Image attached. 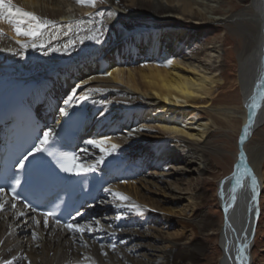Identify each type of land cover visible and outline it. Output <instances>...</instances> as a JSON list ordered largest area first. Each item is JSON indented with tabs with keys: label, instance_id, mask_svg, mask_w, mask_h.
Wrapping results in <instances>:
<instances>
[{
	"label": "bare ground",
	"instance_id": "1",
	"mask_svg": "<svg viewBox=\"0 0 264 264\" xmlns=\"http://www.w3.org/2000/svg\"><path fill=\"white\" fill-rule=\"evenodd\" d=\"M21 1L22 3L19 7L24 8L26 11L35 12L42 18L55 20L63 15L60 10L53 11L52 14L46 13L38 5L40 0ZM98 1L106 7H113L120 15L126 16V18L130 15H145L151 16L159 22L172 23L175 19H180L184 23L193 22L196 24L198 28L195 31L221 24L237 30V36L242 41L240 52L237 51L239 56L235 79L241 92L242 102L240 107L227 104L212 107L210 110H205L206 119L198 118V107H207L213 104L212 98L222 82V75L216 69H214L215 72L211 71L209 73H207L208 70L204 72L201 69L200 71L198 68L201 67L202 63L195 66L191 65L189 61L185 62L173 58L171 51L176 50V45H174L175 43L173 44V41L175 42L177 37L184 38L186 32L176 31L172 33L170 36L172 40L167 44L168 38L164 37L167 34L164 28H154L145 33L144 36L132 39L131 46L146 48V55L151 56V60L143 64L136 65L137 63L135 64L128 59L127 61L124 60V62L122 60V66L118 68L119 57L113 59L108 55L107 57H98L94 62H86L85 60L76 62L71 67L78 70L73 73H69L70 66L65 69L63 64V68L50 75L47 80L39 79L37 82L32 79L13 80L7 76H2L0 77V86L6 87L19 83L22 85L20 94L23 97V101L26 102L29 98L41 101V98L37 96L39 87L47 86L53 80L62 82L67 78L66 83L61 85L58 91H63L66 86L75 87L76 89L77 84H80L81 81L93 82L88 87L85 85L78 88L76 90L77 94L86 92L87 88L103 89L99 92L94 91L95 93L110 90V93L102 98L103 101H109L111 104H125L126 102L123 99H119L118 93H113L114 89H112L111 84L114 81H118L124 83L130 91L138 95L135 99L137 103L130 110L142 118L143 121L140 126L148 129L141 131L142 128H140L141 133L144 132L153 136L170 135L179 139L201 141L207 138L210 121L213 124L218 121L227 123H230V121H241V135L238 142L239 151L234 154V169L225 178L219 180L218 184L225 227L219 226L217 229L218 244L221 252L217 264H252L251 251L255 244L258 232L257 227L259 226L260 204L258 200L261 190H264V171L262 169L264 163V133L262 129L264 125V96L261 98L257 97L258 88L264 79V69L261 63L264 44V0H231V6L229 5L228 10H225V6L228 5H225L227 0H104L103 3L100 0ZM237 6L238 8L236 9L235 7ZM0 26L5 29L10 28L8 32L14 36L11 26L6 22L0 23ZM99 27H101L100 23L91 24L92 29ZM185 28L186 24H184L183 29ZM73 29V34L69 35L77 41L75 33H80L83 27L77 29L74 25ZM93 34L94 32L91 31L90 36ZM192 35L194 36L195 33ZM89 40L90 42L95 41ZM59 43V41L55 40L52 45L59 46ZM122 43H120V46H122ZM106 44L109 46L111 42L104 41L103 45ZM208 44L204 51H199L198 49L193 51L195 58L202 57L209 60L211 57L218 58L221 55L218 44L215 42ZM88 46L85 45L86 52L91 50ZM8 47L16 49L19 46L11 43L4 36H0V49ZM116 49L115 45L108 52ZM65 53L47 52V46L40 49H29L24 57L14 55L11 52L0 51V65H9V68L26 69L24 67L26 63L38 61L42 69L48 71L54 67H59L58 64L62 63L59 58ZM48 55H51V58L46 60L44 57ZM169 60L173 61L170 65L168 64ZM124 66L127 68H123ZM36 71L35 67L29 71L26 69V73L22 77L33 78L36 75ZM104 71L111 72L112 75L107 76ZM53 86L46 88L45 94L48 99L53 96L51 90ZM27 92H29V95L25 96ZM189 93H196V95H190ZM163 97H167V99H163ZM177 100L179 103H177ZM255 101H258V109L253 117H249L251 107ZM49 104L53 107L50 113L51 117L55 123L57 121L61 122L63 118L59 116L58 109L63 106V103L57 100L56 102L50 101ZM85 116L84 129L86 137L97 138L98 134H103L110 137V143L117 144L115 138L111 136L112 131L107 126L102 128L101 121L98 118L89 117L90 111H86ZM245 129H247L246 134ZM242 132L244 139H240ZM79 145L80 148L86 146L82 139H80ZM166 149L160 147V154L164 153ZM89 152L96 157L99 156L96 154V149L89 148ZM189 152L194 153V150L192 152L189 150L187 153L189 154ZM118 154L119 150L113 156L108 157L105 164L112 163L119 156ZM260 154L262 155L261 157H259ZM124 166V163L120 164V168ZM101 168L102 165L100 166ZM204 170L207 169L204 168ZM100 171L105 174L102 169ZM182 173V171L181 173L179 171L165 173L159 182H164L168 186L167 190L171 192L185 190L186 188H182L181 183H179L183 179ZM171 174H175L178 178L171 182L163 179ZM253 176L256 177L258 182L254 189L252 186ZM237 177L240 179V184L236 183ZM118 178L129 179V175L126 173L123 176L119 175ZM136 184L134 181L125 183V185L121 183L115 187L124 192L132 193L133 196L141 197V200L145 201V198L139 193L140 188H137ZM151 184H156L157 186L158 183L151 182ZM145 186L147 187V185ZM160 189L161 187L158 188V190ZM233 196H235L234 201L232 199ZM113 199L116 198L114 197ZM146 199L149 204L158 206L154 200ZM3 200L7 202L10 198L4 195ZM123 203L127 204L128 201ZM113 207L115 212L118 213L120 211V209L115 207V204ZM106 208V205L102 204V202H96L94 206L89 208L87 216L82 214L76 220L89 218L92 221L95 214H99ZM162 210H166V208H162ZM25 211L17 204L16 208L13 209L8 203H6L4 210H0V264H4L5 261H11L12 264H109L108 261L110 264H180L181 262H191L202 254L195 241L190 244L172 243L168 250L159 248L158 245H155L156 243L149 239L150 237L147 234L139 236L137 233L120 229L124 225L123 222H119L117 226L108 225L109 223L99 226L97 229H102V231H96L99 235L95 236L98 240V243H96L93 240L95 239L93 234L85 233L81 238L79 233L73 234L64 225H57L50 220L46 229L42 215L33 213H28L24 217L19 215L20 212ZM131 212L136 213L134 210H131ZM32 216H35L36 219H31ZM20 217L24 218L23 221L19 220L20 222H17ZM130 219L131 217H127L126 221H130ZM36 221H39V224ZM120 223L121 226H119ZM215 225L213 220L206 216H202L199 223L195 224L201 230H212ZM131 228H133V225ZM33 231L37 234L36 238L32 236ZM21 234H23V238H19ZM125 234H127L128 240L120 242L121 240H118V237ZM142 237L149 239V241L143 242L141 240ZM24 238L26 239L24 240ZM85 242L87 246H85ZM128 243L130 246H127ZM75 244H81L84 248V253L76 250L80 245L76 247ZM111 244H116L115 250L110 247ZM101 245H103V249H101ZM241 248H243L242 252L240 251ZM136 251L141 252L139 258L132 257L131 253ZM110 252H113L112 257L109 255ZM103 253H107L108 259H102ZM104 260L108 261L104 262Z\"/></svg>",
	"mask_w": 264,
	"mask_h": 264
},
{
	"label": "rangeland",
	"instance_id": "2",
	"mask_svg": "<svg viewBox=\"0 0 264 264\" xmlns=\"http://www.w3.org/2000/svg\"><path fill=\"white\" fill-rule=\"evenodd\" d=\"M13 3L20 6L22 1L14 0ZM38 5L43 11L49 14H52L53 11L60 10L63 15L59 16L54 21L65 27L69 22L75 25L76 21H84V23L80 25V27H83V30L80 33L78 32V35H75L77 44H75L74 47H70L68 52L59 58V60L62 61V63L58 64L59 67H54L46 71L42 69L38 61L26 63L24 67L27 71L34 69V67L37 70L35 77L28 78L22 77L26 73V69L24 68H9V65H0V77L7 76L11 79L24 80L32 79L35 82L39 79L47 80L50 75L61 70L64 65L65 69L70 66L69 73H73L78 70L71 67L75 65L76 62L84 60L86 62H94L97 60L96 58L107 57L108 55L113 59L119 57L120 61L117 63L118 68L122 66L124 60L127 61L128 59L135 64L137 63L136 65H140L150 61L151 56L146 55V48L131 46L132 39L140 38L154 28H164L167 33L164 37L168 38L167 44L172 40L170 37L172 33L176 31L186 32L184 38L179 36L180 38L177 37L176 41H173V44L175 43L174 45H176V50L171 51L173 58L185 62L189 61L191 65L195 66L202 63L201 67L198 68L200 71L201 69L204 72L208 70L207 73H209L216 69L222 75V82L212 98L213 104L207 107H198V118L206 119V111L210 110L212 107H219L225 104L240 107L242 102L241 92L235 79L239 56L237 51L240 52L239 49L242 47V41L239 40L237 36V30H233V28L221 24L195 31L198 28L196 24L193 22L184 23L180 19H175L172 23L159 22L154 20L151 16L145 15H130L131 17L128 16L126 18V16L120 15L113 7L109 8L100 4L98 0L95 7L87 3H77V0H40ZM225 5V10H228L229 5L231 6V0H227ZM235 8L237 9L238 6ZM110 11L115 12L116 15L109 16L108 12ZM97 12H103V17L94 15ZM101 19L103 20V37L101 36L100 39L103 42L97 43L94 41V43L90 42L89 39H84L83 42H81L80 37L90 36L91 31H88V29L95 27L91 28V24L93 25L96 22L100 23ZM184 24H186L185 29H183ZM96 26L98 27V25ZM0 28L3 29V36L10 40L11 43L16 44L13 39V34L8 32L10 28L5 29L1 26ZM49 31L51 32L52 29H49ZM193 33H195L194 36L192 35ZM46 37L50 39L47 34ZM69 39L73 38H71L70 35L64 36L61 33L56 40L59 41V45H61ZM106 40L110 41L111 45H103L104 41L107 42ZM54 41L55 40L51 41V43ZM210 42H215L219 45V53L221 55H219L218 58L211 57L209 60H207L208 58L203 59L202 57L195 58L193 51L197 49L199 51H204ZM120 43H122V46H120ZM114 44L117 49L108 52V50L110 51V49L115 46ZM85 45H89L88 48L91 49L89 52L85 51ZM109 47L111 48L109 49ZM44 58L49 60L51 55ZM122 60L123 62H121ZM123 68L127 67L124 66ZM104 72L106 73L107 71ZM92 84L93 82H88L86 86L88 87ZM111 86L112 89H114L113 93H118L119 99H123L126 102L125 104H111L109 101H103L102 98L106 97L110 93V90L100 93L92 92L89 94L90 98L88 99L89 117L93 116L98 118L101 121L102 128L107 126L109 130L112 131L111 136L115 138L117 144L120 145V149H118L119 156L114 162L104 164L101 168L105 171L106 181L100 190V197L96 202H102L107 208L99 214H95L92 221L87 217L88 219L83 218V220H79L78 223L91 225L94 229H97L104 224L106 225L109 223L108 225L112 224L117 226L119 222H123L124 225L120 229L131 231V233H137L139 236L147 234V236L150 237L149 239L156 243V246L158 245L159 248L165 250L170 249L172 243L190 244L195 241L201 249L202 254L191 262H181L180 264H217L221 255L217 229L219 226L225 227L224 214L219 199L218 184L219 180L225 178L234 169V154L239 151L238 142L241 135V121H230V123L218 121L215 124L210 121L207 138L201 141L184 138L179 139L170 135L153 136L144 132L141 133L140 128H142V126L140 125H142L143 120L139 115H136L135 112L130 110L131 107L137 103L135 99L138 95L130 91L124 83L114 81ZM77 89V87L75 89V87L66 86L63 91H58L60 96L56 99L63 103V100ZM133 129H135L134 132L132 131ZM262 129L264 133V125ZM129 133H131V135ZM87 139L89 138L84 136L82 141L84 142ZM160 147L168 149L160 154ZM80 149L82 148L79 146L78 150L80 151ZM96 150V154L100 155L99 150ZM189 150H191V152L194 150V153L189 152L188 154L187 152ZM261 156L260 154L259 157ZM95 158L97 157L92 155L89 151L88 153L82 154V161L87 163L93 162ZM121 163L125 164L123 168H120ZM204 168L207 170H204ZM262 169L264 171V163ZM176 171L180 173L181 171L183 172V179L179 183H181L182 188L186 189L171 192L167 190L168 186H166L164 182L159 181L165 173H175ZM185 171L188 172L185 173ZM126 173L129 175V179L118 178L119 175L123 176ZM176 178L178 177L175 176V174H171L163 179L171 182L176 180ZM134 181L137 183V188H140L139 193L142 194L145 201H142L141 197L133 196L132 193L124 192L115 187L121 183L125 185V183ZM151 182H157L158 184L156 186V184H151ZM145 185H147L148 188ZM158 185L161 187L160 190H158ZM104 188H111L113 192L118 191L129 197L130 199L127 204L141 206L143 215H139L137 212L132 213L131 210L127 208L120 209L118 213L115 212L113 206L114 204L116 205L118 201L113 199V195L103 191ZM146 198L154 200L158 206L149 204ZM258 202L260 204V214L258 216L259 226L257 227L258 232L256 234L255 244L251 251L253 258L252 264H264V190H261ZM92 205L94 206V204ZM162 208H166V210H162ZM121 212L125 216L123 219L117 220L116 216ZM202 216H206L216 224L213 226L212 230H201L195 226L196 223H199ZM23 217L17 219V222L19 220L23 221ZM127 217H131L130 221H126ZM95 221H99V224L97 225ZM132 225L133 228H131ZM119 226H121V223ZM22 235L23 234H21L19 238H23ZM97 235L96 232L93 233L94 238ZM92 237L91 239H93ZM118 238V240H121L120 242L128 240L127 234ZM25 239L26 238H24V240ZM149 239L142 237L141 240L143 242H148ZM93 240L98 243L96 238ZM75 245L76 247L80 245L76 250H80L82 253L84 250L83 246H81V244ZM127 246H130V244L128 243ZM140 253V251H136L131 254L132 257L135 256V258H139ZM112 254L113 252L109 253L111 257L113 256ZM102 257V259H108L107 255H103ZM107 261L108 260H104V262ZM108 263L110 264L109 261Z\"/></svg>",
	"mask_w": 264,
	"mask_h": 264
},
{
	"label": "snow or ice",
	"instance_id": "3",
	"mask_svg": "<svg viewBox=\"0 0 264 264\" xmlns=\"http://www.w3.org/2000/svg\"><path fill=\"white\" fill-rule=\"evenodd\" d=\"M101 3L104 0H100ZM80 4H90L95 7L97 0H77ZM94 15L103 17V12H97ZM109 16H115V12H108ZM6 22L11 26L14 32L13 39L15 43L19 46L16 49L11 47L2 48L0 51L11 52L14 55L24 57L29 49H40L47 46V52H68L70 47H74L76 44L75 39H69L67 42L59 45L53 46L51 41L59 38L60 34L63 33L64 36L73 34V23L69 22L67 26L58 24L56 21L42 18L38 16L35 12L26 11L24 8L17 6L13 3V0H0V23ZM91 22V21H90ZM84 21H76L75 26L79 29L80 25ZM101 27L95 29H88V31L94 32L91 36L80 37V41L83 42L84 39H92L97 43H102L103 41L100 37L103 35V20L100 21ZM52 29L51 32L48 30ZM47 36L50 39L46 38ZM3 29L0 28V36H3ZM78 35V32L75 33ZM47 54V53H46ZM173 61L169 60L170 65ZM105 75L111 76V72H106ZM86 81H81L76 87L81 88L86 85ZM264 86V85H262ZM103 89L100 88H87L86 92L77 94L74 90L70 95L63 100V106L59 107L58 114L63 118V123L57 121V127L63 128L64 125L69 122L79 119V113L76 111L77 106H82V102L90 98V93L99 92ZM190 95H196V93H189ZM167 99V97H163ZM177 103L179 101L177 100ZM148 129L142 128L141 131H146ZM133 132L135 129L132 130ZM42 133V135H41ZM247 129H245V134ZM131 135V133H129ZM241 139H244L242 136ZM27 146L21 145L16 157L13 161V171L9 177L4 178L3 186H0V210H4L6 203L10 204L13 209L16 208L17 202H20L24 208L30 212L42 211L44 217L43 224L47 229L49 226V217L55 219L57 225L61 224V219L57 216V212L53 210H43L50 208V202L44 204L33 205L31 201L28 200L27 196L21 194L18 189L24 188L25 191L31 190L33 188L44 187L51 185L54 182H60L64 180V175L80 177L89 173H96L100 171V166L107 162L108 157L113 156L120 149V145L116 143H110V137L98 134L97 138H89L84 141L86 145L84 148L80 149L79 152L75 150H65L70 147L69 143L65 142L64 137L59 131H56L52 126H46L45 129H37L36 135L30 138V142H26ZM89 148L98 149L100 155L93 160L91 163L82 161V154L88 153ZM236 183L240 184V179L236 178ZM256 177H252L253 189L257 185ZM103 191L113 195L118 201L115 207L117 209H129L134 210L139 215H143V209L141 206L136 204H125L124 201H128L130 198L125 196L120 192H113L111 188H104ZM235 191V189H233ZM10 196V200L5 202L3 196ZM58 199V197H56ZM233 201L235 196L232 197ZM28 211L20 212V216L28 215ZM82 214L77 209L75 210V216L72 213H68L65 218L64 227L71 233H79L81 238L85 233L89 235L96 231H102V229H94L91 225H82L76 222V218L80 217ZM31 219L35 220V216ZM117 220L123 219V213L121 212L116 216ZM39 224V221H36ZM98 225L99 221H95ZM36 232H32L33 238H36ZM85 246H87L85 242ZM110 247L115 250L116 244H111ZM103 249V245H101ZM243 251V248L240 250ZM107 255V253H103ZM26 259V257H25ZM4 264H12L11 261H5Z\"/></svg>",
	"mask_w": 264,
	"mask_h": 264
},
{
	"label": "water",
	"instance_id": "4",
	"mask_svg": "<svg viewBox=\"0 0 264 264\" xmlns=\"http://www.w3.org/2000/svg\"><path fill=\"white\" fill-rule=\"evenodd\" d=\"M261 63H262V67L264 69V44H263V57H262V62ZM262 85H264V79H263V81H262V83H261V85H260V87L258 88V91H257V93H258L257 97H259V98L264 96V86H262ZM257 109H258V101H255L253 103L252 107H251L249 117H253L255 112L257 111ZM242 136H243V132H242Z\"/></svg>",
	"mask_w": 264,
	"mask_h": 264
}]
</instances>
